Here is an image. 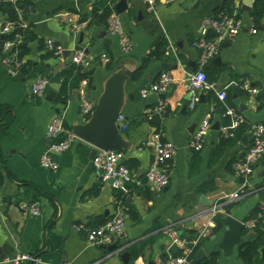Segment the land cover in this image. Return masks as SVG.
Instances as JSON below:
<instances>
[{"label":"crops","instance_id":"crops-1","mask_svg":"<svg viewBox=\"0 0 264 264\" xmlns=\"http://www.w3.org/2000/svg\"><path fill=\"white\" fill-rule=\"evenodd\" d=\"M96 1L26 0L29 3L23 9L28 16L26 20L37 36L28 43L29 53L24 57L26 72L11 75L0 48V106L10 108L4 114L0 112V120L11 116L6 133L0 132V165L4 175L0 185V264H12L8 259L20 253L34 254L41 259L34 264H124L125 252L131 254L130 263L166 264L170 252L181 253L180 247L177 252L170 249L171 242L164 232L167 226L176 224L182 233L196 232L194 240L212 218L216 226V214L224 219L226 214H231L245 224L259 218L262 212L264 156L255 164L245 195L238 201L228 200L241 187L242 179L234 164L249 149L248 125L264 123V104L258 98L260 93L264 95V15L257 22L253 19L255 0L248 9L244 0H235L233 14L242 20L244 28L234 39L223 42L219 64L212 59L205 66L218 73L214 81L217 89L201 90L194 108L190 106L187 80L190 72L200 69V52L193 42L201 36L205 18L228 14L227 0L159 2L153 11L148 10L146 0H128L127 10L122 12L116 8L120 0H112V14L119 17L132 40L130 51L122 49L120 35L112 33L108 25L90 24V19H86L89 24L81 31L84 32L82 40L81 32L72 33L68 19L81 20V15L89 13ZM20 5L26 4L21 0ZM28 6L32 8L29 10ZM253 23L256 33L251 31ZM162 38L168 42L166 53L160 59H148L154 43ZM40 39L44 41V48ZM48 39L62 42L68 50L84 49L95 61L88 71V85L81 82L66 101H55L59 91L51 85L42 97L32 92L39 78H50L72 62L70 54L48 55ZM103 54L111 58L109 63L98 61ZM120 72L127 74L121 84L123 118L118 123L127 124L142 113L160 118L159 128L142 121L128 134L121 129L127 142L121 149L126 152L124 162L134 175L133 186L129 184L126 189L117 190L105 181L93 165L94 145L82 138L70 149L54 154L59 163L57 170L44 168L41 156L48 148L47 129L53 115L61 113L72 129L84 126L93 112L88 116L83 114V93L87 91L94 111L108 80ZM162 72H169L173 77L169 93L151 92L142 96V90L149 88ZM223 73L226 78L222 80ZM237 79L244 80L240 90ZM52 82H59L62 87V81ZM246 83L259 91L252 92L245 87ZM218 90L225 93L232 90V93L221 100ZM226 105L234 107L245 118V124L234 127L232 118L225 113ZM205 118L210 119L211 126L203 149L195 151L191 140ZM216 121L219 129L214 128ZM158 131L177 146L175 157L166 166L170 183L160 192L146 183V172L153 160L152 147H141L145 139ZM245 135L248 136L246 143L243 142ZM228 136H236V141L226 146L214 161L222 138ZM208 183H214L216 188L200 191ZM120 191L123 195L119 197ZM33 203L39 204L38 214L31 210ZM119 206L126 208L127 247L118 251L110 249L111 245L91 243L87 229L105 223ZM129 208L138 213V219L131 216ZM79 224L87 229L78 230ZM214 227L202 239L201 248L207 256L218 251L217 264H245L239 248L260 236L256 226L252 229L245 226L241 241L233 245L231 252L222 247L226 233L224 220L216 232ZM252 231L257 235L249 239L247 235ZM263 247L264 244L260 248L262 260Z\"/></svg>","mask_w":264,"mask_h":264},{"label":"built area","instance_id":"built-area-1","mask_svg":"<svg viewBox=\"0 0 264 264\" xmlns=\"http://www.w3.org/2000/svg\"><path fill=\"white\" fill-rule=\"evenodd\" d=\"M18 8L19 23L28 28L29 23L24 18L26 11L20 8L21 0H8ZM109 2L112 1L108 0ZM174 0H146L148 10L153 11L159 2L172 3ZM32 6H28L30 10ZM70 29L74 35H78L89 24V20H75L73 17L68 19ZM16 22L3 20L0 14V48L4 52V63L7 66L11 75H17L22 72V67L25 63L24 58H19L18 47L24 43L21 34H16L11 39H4L6 35L11 34L15 30ZM108 28L112 33L120 35L121 47L124 51H130L132 48V40L127 32L124 31L122 23L116 14H111L108 19ZM244 24L236 14H224L215 18H205L201 25V36L193 42V45L200 52L199 65L200 69L195 72H190L187 80V90L190 94V106L194 108L198 93L205 89H217L216 83L210 82L207 78L204 67L220 53L222 44L225 40H232L242 31ZM213 31V36L208 35V31ZM251 31L257 32L255 24H252ZM46 45L55 56L63 57L68 50L62 42L48 39ZM70 56L73 63L79 65L83 70L89 71L94 64V60L90 59L84 49L74 48L70 50ZM111 58L107 54H103L99 58L101 63H109ZM83 85H88V79H84ZM51 80L47 77L39 78L32 86V92L36 97L44 96L47 88L50 86ZM173 84V77L169 72H162L157 80L149 87L142 90V96H147L151 92L166 93ZM245 87L252 92L257 93L259 89L249 88L248 83ZM218 96L221 100H226V93L223 90H218ZM82 112L88 116L93 112L94 104L87 96V91L82 95ZM226 115L230 116L233 121V126L237 127L245 124V118L234 108L226 105ZM119 116L118 121L122 119ZM127 124L121 125L122 131ZM211 121L205 118L198 126L194 136L191 140V146L195 151H201L206 141V135L210 129ZM248 134L250 136V146L243 159L234 164V168L239 173L242 182L240 189L231 194L228 200L238 201L246 193V188L249 184L250 177L254 173L255 164L264 156V123H251L248 125ZM47 137L49 140L48 148L41 156V165L44 168L57 170L59 163L55 160L54 154L64 152L72 147V145L79 139L74 133V129L66 124L65 118L61 113L53 115L47 129ZM150 146L153 150V160L146 172V183L149 187L157 192L164 190L170 183V174L167 170V165L176 153V144L165 138L161 131L153 133L142 142L141 147ZM126 152L122 149L111 148L101 149L97 148L96 154L93 158L94 168L101 174L105 181L112 180V185L117 190L126 189L130 183L134 182V175L131 169L124 160ZM217 208L213 209L215 212ZM31 210L38 214L40 212L39 204L33 203ZM264 214V206L259 216ZM126 208L119 206L116 212L103 224L85 228L84 225H76L78 230L87 229L88 240L96 245H112L116 244L117 250L122 251L127 247L126 238ZM258 218L247 221L244 225L252 229L256 226ZM215 226L214 219L209 220L203 228L199 231L197 237L192 240L193 244H198L203 238L210 235L212 228ZM165 234L169 237L172 244H177L181 248L179 255H173L171 252L168 255L166 264H192L190 258L193 248L189 246V242L182 238L178 226L172 224L164 229ZM12 264H22V262L40 263L41 259L34 254H18L15 257L8 259ZM97 264V263H93ZM129 264H142L133 262Z\"/></svg>","mask_w":264,"mask_h":264},{"label":"trees","instance_id":"trees-1","mask_svg":"<svg viewBox=\"0 0 264 264\" xmlns=\"http://www.w3.org/2000/svg\"><path fill=\"white\" fill-rule=\"evenodd\" d=\"M112 1V0H111ZM24 4L26 5H19L20 8L24 9L26 8L29 3L26 2V0H23ZM235 8V0H227V9L226 13L232 14ZM114 7L112 6L111 2L108 0H97L93 8L89 13L82 14L81 15V20H86L90 19V24L95 23L99 25H108V19L113 13ZM0 14L2 15L3 20H9L16 22V27L15 30L11 34H8L5 36L4 39H11L13 38L16 34H21L24 43L18 47L19 49V58L22 59L24 58L28 53H29V46L28 43L31 41H34L37 39L36 34L33 32V30L30 28H24L18 21H19V12L18 8L9 2L8 0H3L1 1L0 4ZM251 15L253 19L257 22L260 17L264 15V0H255V3L253 5ZM41 47L44 48V41L42 39L39 40ZM168 46V42L165 38H162L160 40H157L154 43V46L152 50L150 51L148 59H160L164 56L166 53ZM48 55H54L52 51ZM27 65V64H26ZM26 65L24 63L22 70H26ZM205 71L207 74V78L210 82L216 81V78L218 76L217 72H212L210 67H205ZM89 78V72L86 70H83L79 65L76 63L71 62L68 64L62 71H60L57 74H54L50 76V80L52 81H62V87L59 90V92L55 96V101H66L69 98V95L71 91L75 88H78L81 84V82L84 79ZM238 81V86L237 89L240 90L242 87H244V80H239ZM232 93V90H228L226 94L230 97V94ZM213 94V93H212ZM259 100H263L261 104H264V95L260 93L258 96ZM5 110H10L9 107H5L3 105L0 106V112L1 114H4ZM8 119H3L0 120V132L6 133V128L10 122L11 116L8 115ZM5 120V121H4ZM2 121V122H1ZM142 121H148L152 125H155L159 128L160 125V118L158 115H149V113H142L138 118L132 119L128 121L126 128L123 130L124 133L128 134L131 130H133L137 125H139ZM236 136H228V137H223L220 143L219 148L216 150L214 154V161H216L220 155L222 154L224 148L226 146L234 144L236 141ZM121 149V148H118ZM123 150V149H122ZM4 182V175L2 173V168L0 165V185ZM132 183H130V186ZM215 184L214 183H208L204 184L200 187V191L202 192H207L212 189H215ZM147 191L150 192V189L147 187ZM123 195V192H119V197ZM131 214L132 217L135 219L139 218L138 213L133 209L129 208L128 210ZM259 212V210H258ZM223 220L224 217L220 214H216L215 216V221H216V226L214 227V232L219 230L222 225H223ZM255 229L259 232L260 236L252 241L244 242L243 244L240 245L239 248V255L240 258L245 262V264H264V260L260 258V248L264 244V214L260 216L257 219L256 222V227ZM196 232L192 231L189 233H183L182 238L188 241L189 246L193 248V252L191 253L190 258L193 260L194 256L197 254L199 249L201 248L202 245V240L198 244H193L192 238L194 237ZM219 258V252L215 251L212 252L210 255L206 256L202 260L192 263V264H217Z\"/></svg>","mask_w":264,"mask_h":264},{"label":"water","instance_id":"water-1","mask_svg":"<svg viewBox=\"0 0 264 264\" xmlns=\"http://www.w3.org/2000/svg\"><path fill=\"white\" fill-rule=\"evenodd\" d=\"M1 1L3 0H0V4ZM244 3L247 5L246 7L248 9L249 6L253 4V0H244ZM116 8L118 9V12L127 10L128 0H120L116 4ZM24 18L28 19L27 14L24 15ZM208 34H213V31L209 30ZM80 37L82 40L84 37V32L80 33ZM66 54H70V50H66ZM213 62L215 64H219L221 62V57L217 56L213 59ZM126 74L127 73L125 72H120L115 74L108 80L106 84V91L101 97L99 104L93 111L91 119L84 126L74 127V133L79 138H82L94 145L95 148L92 151L93 157L96 154L97 148L111 149L122 148L127 146V142L124 139L123 134L121 133V125L118 123L122 107L121 84L124 78L126 77ZM225 78L226 74L223 73L221 75V79L223 80ZM50 85L54 90H60L61 83L52 82ZM169 91L170 90H168L167 92L169 93ZM165 95L166 94H164V96ZM214 128L219 129L218 121L215 122ZM247 140L248 136L245 135L243 138V142L246 143ZM108 182L112 183V180H108ZM224 224L226 227V233L222 243V247L226 252H231L233 245L236 242L241 241L242 235L245 231V225L241 220L235 218L231 214H226ZM182 234V231H180V235ZM255 235H257L256 232L252 231L248 233L247 237L251 239ZM117 247V245L109 246V248L112 250L117 249ZM170 249L174 252H177V244H172ZM262 254L264 255V247L262 248ZM206 256L207 254L204 249L200 248L197 254L194 256L192 262L196 263L205 258ZM122 258L124 264H129L131 261V254L125 252L122 255ZM31 263L34 264V262Z\"/></svg>","mask_w":264,"mask_h":264}]
</instances>
